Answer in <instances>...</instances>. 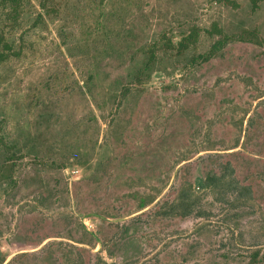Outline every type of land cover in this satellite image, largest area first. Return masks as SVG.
Segmentation results:
<instances>
[{
  "label": "rangeland",
  "instance_id": "rangeland-1",
  "mask_svg": "<svg viewBox=\"0 0 264 264\" xmlns=\"http://www.w3.org/2000/svg\"><path fill=\"white\" fill-rule=\"evenodd\" d=\"M213 20L262 42H229L193 64L160 51L146 79L112 99L149 43ZM6 32L23 48L0 63V135L22 157L0 182V264H80L90 231L113 240L90 245L81 264H249L264 250V2L53 0L44 10L26 0ZM215 152L249 186L246 200H230L226 177L208 181L222 172ZM184 191L197 200L189 213L145 210ZM142 195L156 197L138 209Z\"/></svg>",
  "mask_w": 264,
  "mask_h": 264
},
{
  "label": "trees",
  "instance_id": "trees-1",
  "mask_svg": "<svg viewBox=\"0 0 264 264\" xmlns=\"http://www.w3.org/2000/svg\"><path fill=\"white\" fill-rule=\"evenodd\" d=\"M242 0H217V2L228 6L230 8L236 9L241 5ZM249 3L250 9L255 11L259 8L260 3L264 0H246ZM25 2L26 0H0V63L9 60L12 57H19L22 53L23 48V38L20 36V41L18 45L14 41L9 40L7 36L6 29L18 24L22 14L25 11ZM39 5L42 9H46L50 4L53 3V0H38ZM36 19H40L41 15L37 14ZM201 38H206L208 40V45L205 50L202 52H192L189 56H186V52L189 49L195 50L199 44ZM242 41L249 42L253 44H260L262 38L259 36L257 31L254 29L242 28L237 31L227 32L219 24L218 21L213 20L206 27H201L196 24H191L186 31H184L178 40L172 41L165 33H162L156 40H153L146 47V59L143 60L141 66H139L133 74H131L128 84L121 86L119 91L112 97L113 100L117 101V104L120 101L129 95L131 90L136 88L139 84L143 82L145 77L148 76V72L151 67L154 65L157 60V55L160 51L164 53H172L175 56H182L185 64H193L200 61H208L211 57L219 53V51L227 45L229 42ZM89 79L93 78L91 74L88 75ZM251 120V119H250ZM235 145L234 147H236ZM0 147L5 153L3 161L0 163V182L12 181L13 173L15 170L16 161L22 157L20 152L17 151L14 144L8 142L5 136L0 135ZM222 154L220 152H215L210 154V156L222 158V172L219 176H213L211 174L207 175L208 181L215 183L218 182L221 178H227V187L233 191V195L228 193V197H231L232 201L246 200L247 193H249V186L240 184L236 178L233 176V171L229 165L228 160H225L223 157H220ZM217 185V183H215ZM185 192V191H184ZM182 192L181 196H178L176 200L171 201H162L159 203L156 201L152 206L148 207L145 210H181V213H189L190 210L197 207V200L192 197L191 193ZM230 195V196H229ZM155 195H142L139 196L136 202L138 209L146 208L155 200ZM162 207V208H161ZM89 237L92 242L80 241L79 243L87 245L77 246V254L79 257V262H84V254L82 253L85 250L92 251L90 245L100 244L103 246L105 242L112 243V238L109 237H97L91 231L89 232ZM106 244V245H107ZM260 247H254L248 253V263L249 264H260L264 260V250H261ZM26 252L19 253L13 256V259L17 257H24ZM88 259V258H87ZM88 262V260H87ZM96 264H100L97 263Z\"/></svg>",
  "mask_w": 264,
  "mask_h": 264
}]
</instances>
